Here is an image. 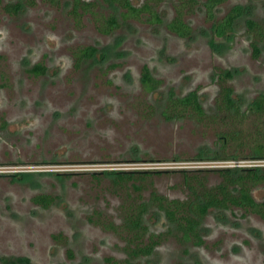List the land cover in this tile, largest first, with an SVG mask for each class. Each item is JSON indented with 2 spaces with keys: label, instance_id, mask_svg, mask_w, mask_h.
Listing matches in <instances>:
<instances>
[{
  "label": "rangeland",
  "instance_id": "374dc122",
  "mask_svg": "<svg viewBox=\"0 0 264 264\" xmlns=\"http://www.w3.org/2000/svg\"><path fill=\"white\" fill-rule=\"evenodd\" d=\"M0 1L1 8L21 5L16 14L0 11V264H264L258 215L211 209L199 226L198 245L185 241L152 201L153 194L195 198L185 173L201 174L213 188L223 181L220 169L249 165L227 157L259 159L248 155L264 145V119L249 107L264 95V39L250 34L246 22L256 21L264 32V0H228L217 8L215 20L243 8L227 38L214 35L206 0H198L184 17L192 29L186 39L167 28L178 0H131L152 6L162 23L152 24L145 13L110 35L98 31V22L120 16L111 0H85L94 7L78 17L72 0ZM88 46L96 55L77 65L74 51ZM39 63L46 71L35 76ZM146 66L161 80L149 94L141 84ZM222 70L233 72L227 85L247 115L241 123L223 121ZM193 91L204 120L163 115L170 98ZM230 130L244 132L246 150L235 142L222 150L219 134ZM219 151L223 159L215 158ZM144 171L151 176L122 184L111 174ZM252 194L264 201V185ZM39 196L52 202L39 204ZM131 203L147 204L146 240L152 234L160 239L149 256L132 258L120 228Z\"/></svg>",
  "mask_w": 264,
  "mask_h": 264
},
{
  "label": "trees",
  "instance_id": "16d2710c",
  "mask_svg": "<svg viewBox=\"0 0 264 264\" xmlns=\"http://www.w3.org/2000/svg\"><path fill=\"white\" fill-rule=\"evenodd\" d=\"M73 11L72 14L76 17L80 16L79 10L83 12H90L94 7V3H88L83 0H72ZM179 6L176 8V15L174 19L167 25V28L173 34L181 38H189L192 33L191 27L186 23L184 17L187 13L192 12L199 4L198 0H178ZM228 0H206L203 7L206 11L209 20L214 21L213 32L217 38H227L234 31L237 20L243 15V8L235 6L222 19H216V10L218 7L226 3ZM112 3L119 6L122 10L120 16L110 14L108 17L99 19L98 31L104 35H110L121 28L122 23L128 22L132 19H140V17L149 13L151 15L150 22L152 24L162 23V19L155 12L152 6L145 5L144 7H136L131 0H111ZM21 5H7L1 8L0 11L12 15L18 13ZM249 33L253 34L260 40L264 39L263 28L254 20H247L246 22ZM255 56H259L260 47L258 43L253 42ZM97 53V49L92 46L79 48L74 51V55L79 65L83 60L93 58ZM46 67L43 63L37 64L31 71L35 76H41L45 73ZM218 83L221 87L220 91V105L219 108L224 112L223 121H237L243 122L246 114L241 112L240 106L233 97V88L228 86L229 80L233 79V72L231 70H222L218 75ZM142 88L146 93H153L156 91L161 80L155 79L146 66L143 68L141 75ZM249 112L262 117L264 119V95L257 97L250 105ZM163 115L171 120L173 118L197 117L198 120H204L206 113L200 102V96L197 91L191 92L183 98H170V102L166 107ZM240 122V123H241ZM244 132L236 133V131H228L227 133L219 134L220 142L223 145V151L231 143H237L238 150H246ZM216 159H223L222 155L217 152ZM249 156L262 159L264 157V145L257 144L250 148ZM234 161L241 158L240 155L234 154L227 157ZM116 175V184L128 183L151 176V172H112ZM185 173V181L188 187L195 194V198L186 201L169 200L158 194H153L152 201L167 217L168 221L175 225L183 234L185 241H194L200 245L203 244V239L200 235L199 226L201 221L206 217L211 209L230 210L238 208L245 213L258 215L264 220V201L258 202L252 192L255 187L264 185V168H227L220 169L219 174L223 181L213 187L208 188L204 180L200 177L201 174H194L188 176ZM135 189H139L136 185ZM35 202L48 206L52 202V198L48 196H39L35 198ZM148 209L146 203H131L126 207L123 225L120 228L126 232V240L128 242L129 254L132 258L140 256H149L153 253L155 248L159 245L160 239L157 235L152 234L146 240L148 234V227L144 222V215ZM108 229L118 231L117 226L109 224ZM115 264H120L115 262ZM125 264H134L130 261Z\"/></svg>",
  "mask_w": 264,
  "mask_h": 264
},
{
  "label": "built area",
  "instance_id": "2783aa9c",
  "mask_svg": "<svg viewBox=\"0 0 264 264\" xmlns=\"http://www.w3.org/2000/svg\"><path fill=\"white\" fill-rule=\"evenodd\" d=\"M228 163H249V165H247L245 168H256V167H260L259 165H256V164H253V163H264V160L262 159H246V160H243V161H234V160H231V161H227ZM243 166H240L239 167H235V168H241Z\"/></svg>",
  "mask_w": 264,
  "mask_h": 264
},
{
  "label": "flooded vegetation",
  "instance_id": "af4514ba",
  "mask_svg": "<svg viewBox=\"0 0 264 264\" xmlns=\"http://www.w3.org/2000/svg\"><path fill=\"white\" fill-rule=\"evenodd\" d=\"M83 1H85V0H83ZM86 2H88V1H86ZM89 3V2H88ZM133 3V2H132ZM134 5V4H133ZM135 6V5H134ZM138 8H140V7H138Z\"/></svg>",
  "mask_w": 264,
  "mask_h": 264
}]
</instances>
